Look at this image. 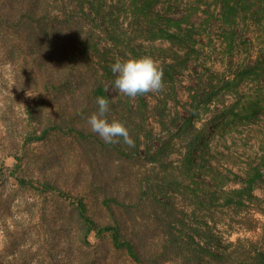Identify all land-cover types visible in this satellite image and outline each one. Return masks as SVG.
Wrapping results in <instances>:
<instances>
[{
  "label": "rangeland",
  "instance_id": "rangeland-1",
  "mask_svg": "<svg viewBox=\"0 0 264 264\" xmlns=\"http://www.w3.org/2000/svg\"><path fill=\"white\" fill-rule=\"evenodd\" d=\"M105 1L112 9H104L109 16L104 22L85 8L82 26L92 38L93 19L94 28L100 29L124 16L117 11L119 0ZM153 1L152 11L158 15L147 11L124 16L120 29L130 37V46L107 54L112 75L102 85L115 108L106 115L123 122L135 141L134 147L123 138L108 144L120 151L104 149L94 139L96 133L69 141L64 128L33 142L48 126L44 113L53 107V92L50 86L42 94L35 92L32 76L10 57L8 43L0 37V264H46V255L52 261L64 255L82 261L85 257L73 245L80 233L74 203L83 200L98 225L112 224L99 206L101 173L108 187L121 189L122 198L141 205L147 194L155 197L136 214L151 225L156 213L162 221L176 217L184 227L179 230L198 235L202 246L213 245L215 233L242 258L264 247V0H236L238 18L226 26L219 23L217 0ZM165 17L182 19V27L191 28L185 37L188 53L154 40L156 30L167 25ZM144 56L163 68L165 90L127 97L114 87L111 65L116 59ZM253 169L262 173V180L235 207L226 206L214 182L204 177L212 175L220 185L232 175L245 179ZM45 184L68 199L47 191ZM90 241L97 243L93 236ZM99 253L93 263H109Z\"/></svg>",
  "mask_w": 264,
  "mask_h": 264
},
{
  "label": "trees",
  "instance_id": "trees-1",
  "mask_svg": "<svg viewBox=\"0 0 264 264\" xmlns=\"http://www.w3.org/2000/svg\"><path fill=\"white\" fill-rule=\"evenodd\" d=\"M98 1L100 5L95 7ZM217 2L220 5L217 7L220 25H233L238 18L236 0ZM153 3V0H143L138 5L136 0H119L117 11L124 16L147 11L158 15L152 11ZM85 8L94 14L93 18H100L103 22L109 17L104 9H112L105 0H0V37L7 41L10 57L19 60L25 73L32 76L35 92L42 94L49 86L53 92L50 95L53 107L44 113L48 126L42 128L39 137L32 139L33 142L44 140L47 136H56L63 128L69 134V141L85 140L93 133L87 120L97 111L96 98L103 96L110 101L102 85V81L112 75L107 71L108 62L112 61L107 59V54L119 47L129 48L130 37L120 29L123 28L121 22L125 20L124 16L112 20L110 23L114 22L113 25L105 24L100 29L94 28L97 25L94 21L96 19H93L92 29L96 33L93 38L90 37L82 26ZM164 20L167 25L156 30L154 40H165L177 45L180 51L188 53L190 49L185 37L191 28L184 29L182 19L165 17ZM95 38L100 39V43L94 42ZM224 38V41L231 42ZM133 48L136 49L135 46ZM69 52L71 58L67 60ZM133 56L138 55L134 53ZM110 107L115 108L111 101ZM89 108L93 111L89 112ZM37 112L42 111L38 109ZM107 119L112 121L114 115L107 116ZM94 139L103 143V148L107 151H120L119 148L106 144L98 135H94ZM191 166V170H195L193 163ZM185 169L189 170V167ZM204 177L214 182L213 186L224 196L226 206L235 207L252 196L254 184L262 180L263 176L258 169H253L245 179L232 175L231 179H222L220 185H216L212 175ZM103 178L102 173L97 177L100 182L97 188L102 191L99 206L109 215L112 224L98 225L89 216L84 201L77 200L74 206L80 233L73 245L76 247L75 252L85 258L81 261L80 257L73 256L69 261L64 255L62 259L54 258L52 261V257L46 255L45 258L49 261L46 264H64L65 261L71 262L70 264H98L93 263L94 254L98 251L109 262L105 264H264V247L254 250L253 257L242 258L222 245L215 233L212 235L213 245L202 246L198 235H186L179 230L184 227L176 217L167 222L162 221L156 213L154 222L149 224L136 214L138 207L141 210L147 209L155 201V197L147 194L144 202L138 205L122 198L124 193L121 189L117 186L108 187L107 178ZM176 182L182 184L178 180ZM20 184L28 183L20 181ZM231 184L238 185L239 188L230 189ZM213 186L207 185L210 189ZM44 188L65 201L68 199V196L52 185L45 184ZM144 188L147 192L150 191L148 185ZM235 197L238 201H235ZM172 210L175 211L173 208ZM90 236L96 238V244L91 243ZM207 243L210 244V241ZM27 252L29 251L25 253Z\"/></svg>",
  "mask_w": 264,
  "mask_h": 264
},
{
  "label": "clouds",
  "instance_id": "clouds-1",
  "mask_svg": "<svg viewBox=\"0 0 264 264\" xmlns=\"http://www.w3.org/2000/svg\"><path fill=\"white\" fill-rule=\"evenodd\" d=\"M111 71L116 74L114 87L127 97L134 98L148 93H161L165 90L163 68L150 56L129 59H116L111 65ZM97 111L88 117L90 130L106 143L113 144L123 138L129 147L135 146L128 127L117 120L107 119L110 112V101L103 97L96 98Z\"/></svg>",
  "mask_w": 264,
  "mask_h": 264
}]
</instances>
